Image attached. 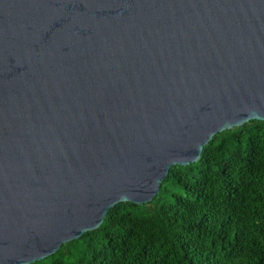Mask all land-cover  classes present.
<instances>
[{"label":"water","instance_id":"obj_1","mask_svg":"<svg viewBox=\"0 0 264 264\" xmlns=\"http://www.w3.org/2000/svg\"><path fill=\"white\" fill-rule=\"evenodd\" d=\"M264 122V0H0V264L149 204Z\"/></svg>","mask_w":264,"mask_h":264},{"label":"trees","instance_id":"obj_2","mask_svg":"<svg viewBox=\"0 0 264 264\" xmlns=\"http://www.w3.org/2000/svg\"><path fill=\"white\" fill-rule=\"evenodd\" d=\"M35 264H264V122L216 134L152 202L116 205Z\"/></svg>","mask_w":264,"mask_h":264}]
</instances>
